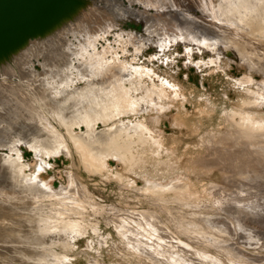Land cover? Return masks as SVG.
<instances>
[{
  "label": "bare ground",
  "instance_id": "bare-ground-1",
  "mask_svg": "<svg viewBox=\"0 0 264 264\" xmlns=\"http://www.w3.org/2000/svg\"><path fill=\"white\" fill-rule=\"evenodd\" d=\"M137 1L145 7L143 11L131 9L135 0H130V5L128 6L129 11L122 9L121 4L119 3L111 6L110 9L107 8L104 10L106 14L110 12V14H112L111 16L117 15L118 13V15H120V13H125L144 22L145 37L133 32H120L117 35L118 42L123 44V52L128 46H133L136 49V53L139 54L147 47L154 44L161 50L160 53L162 54L155 55L152 60H162L165 53L174 45L177 43H183L188 49L186 51V57L189 58V61H187L189 63L192 62L193 57L197 54V52H195V47L198 53L203 54L207 51L214 56V58H210L208 61L200 60L197 64L195 63V66L199 68V70L215 67L218 71L227 72V69L224 68L222 64L226 58L227 52L233 50L236 53L238 60L248 67L247 74L242 79L234 81L236 88L243 93V96L239 100L237 106L232 107L231 109H223L219 117L216 116L219 107L214 104L215 108L211 107V105L210 107L207 105L208 107L203 108L204 110L201 109L202 112L199 113L202 117V121H199L200 124L194 125L191 131L193 136L194 134L199 135L200 144H198L200 145V148L198 146L194 147L195 151L193 152L192 157L187 159L188 157L186 156L192 147H188L189 145L186 146V148H183L185 149L184 152L182 149L183 145L181 146L176 140H172V144L168 143L169 140L167 141L164 132L158 128L161 124L162 118L173 108H176L178 111L172 126L176 127V129L183 127L188 128L187 123L185 122L186 119H183L184 116L182 113V109H185V105L188 102V96L185 93V89L179 86L180 84L178 85V83L176 84L172 82L173 79H161L158 76L156 77V73L152 69L136 66V58L134 59L133 64H128L127 62L120 63L118 54L115 53V57H113L111 61H108L107 55L112 54L113 48L108 45V47L104 48L102 52H99L97 50V43L101 39L105 40L107 36L110 35L111 30L116 28V25L114 24L115 22L107 23L105 27L100 30H68L67 35L64 37L65 39L56 43L57 47L59 44H63L62 47L60 46L58 48L55 45L47 48L42 47L41 43L38 41V43L32 48V51L34 52L30 56L38 58L42 57L44 60L42 66L44 69L48 68L51 72L48 71L49 73L46 75L47 77H44L46 72H43L44 78L42 77L41 80L36 79L38 76H35L36 73L33 69L30 71L27 69V66H30L31 63L26 62V55L24 56L21 53L19 58V60H21L19 62H17L18 59L14 61L12 58L11 63L13 65L7 67V69L3 68L1 71L3 74L11 73L12 75L24 77L21 78L19 82H21V80L26 81L25 83L28 86L25 88V85H23L22 82L20 84H15L14 88L19 90V92H25L24 94H26L27 99L29 100V107H26V111L29 113L27 114L26 112L25 114L24 112L21 114L24 109L19 112V109L16 108V104L12 109H8L7 111L6 109L3 110V118L6 117L8 121L12 120L14 125H25L23 126L25 129L12 125L14 128L17 127L18 129L16 128V131L11 129L13 133H15V136L13 139L10 137L12 139L11 141H6L10 153L0 155V160L9 169L11 175L13 174L12 176L15 179L14 182L16 187L18 186L24 194H22L23 196L16 195V197H21L20 203L23 207H14L13 205L15 203H12L11 201L9 203L7 201V203L10 208L14 207L13 213L15 211L14 214L16 216H14V218L16 220L18 218V221H20L22 218V221H26V219L28 222L38 221L43 225L35 227V232L32 231L34 230V226H27L28 228H32L31 231L34 233H30V229L29 232L27 231L25 234L20 233L22 235V240L24 238L23 243H10V245H12L11 247H1L0 245V252L3 253L2 258L8 259L11 264H69L73 258L72 256V258H70V253L75 249L76 242L82 236L84 237V235H88L90 231L94 236L98 237L100 248L97 250V254L100 255L104 246L109 245L108 239L110 237L108 236L105 238L104 236H101V221L98 220V217H103L107 226L111 225L112 227V225H114L113 227L115 232H117L116 234L120 236L119 238L124 240H122V243L120 242L121 244H114L115 252L113 253L120 261L132 259L133 261L136 260L138 262H136V264H144L146 258L153 261L155 264L157 263L156 259L158 260L161 258L159 261L165 262L168 260L175 262V264H189L188 261H185L183 258L182 255H184V251L182 252L180 250V247H178L179 245L176 247L172 246V244L168 245V243L166 250L160 243L166 240H163L164 238L161 237L159 233V224H156V222H160L156 221V213L154 214V211L156 210L153 212L150 210V213L154 214L152 215L147 211L142 212L137 209L131 210L134 208L130 207L131 211H128L129 214H127L126 212H122L123 209L121 208L119 209L115 206L103 205L101 204V201H96L93 194L90 195L88 187H86L74 173H70L68 176L70 183L69 186L54 188L51 186L50 182L44 181L40 178L41 173L47 171L48 168L52 166L47 159H57L64 155L75 161L76 156H78L85 172L92 176L99 175L109 182L118 183V185H121V192L128 189L129 191H132V193L135 192L136 194L141 195V199L152 201L155 206L162 205L167 207V205L169 206L170 204H179V208L185 206H188L187 208H189L192 204L194 206L195 204L197 205L202 199H205L203 196L205 193H208L209 196L214 195L213 191L215 189L218 190V193L221 192V194L222 192H231L229 193L230 195L226 194L229 196L232 194L233 197V193H235L233 191L236 189V185L240 188L241 184L244 182L241 180L237 181V178L235 179L237 175L235 177L233 175L234 178H232L231 174H235L236 170H242L243 167L240 164L241 162L239 163V160H242L243 158H245L244 160H247V162L243 161L245 164L242 162L243 165H245L244 168H248L249 166V172H251L252 164L255 163L264 169V52L262 51V53H259L262 49L259 50V47L256 46L257 38H260L261 42L262 39L264 40V0H219L217 9L219 15L218 17L216 14L213 16L217 20L216 22L222 21V23L228 22L237 25V28L233 27V29L230 28L226 30L229 34L228 36H224L227 34L222 36L218 35L217 33L220 34L218 31L219 29L216 34V30L211 29L212 31L208 32L209 29L205 30L206 24L205 28H203V21L199 18L202 14L198 18L193 17L189 13V10L182 9L179 4L177 5L175 2H170L171 0ZM214 3L215 0H201V5L199 4V7L203 12V17H201L202 20L205 18V14L208 15L212 13L210 7L215 12ZM104 7H106V5ZM152 9H155L154 14H151ZM104 17H106V15ZM207 18L211 19L209 17ZM212 23L214 24V22ZM77 26L79 27V25ZM220 26L221 25L217 27ZM81 27H84V25ZM236 29L237 31L240 30V32L246 33V37L249 33V36H252L254 41L256 40L254 44L252 39L247 38V43H250V45L252 44L255 49H249L248 51L243 48L244 46L249 47L250 45L244 44L247 40L245 42L241 40L244 34L239 36L241 39L238 38L237 35L239 34L235 33ZM35 32L37 31L35 30ZM231 34L233 35V38L230 36ZM70 36L74 39L81 37L83 41H80L79 44L75 46L72 41L69 40ZM27 46L29 47V45ZM262 46H264V44ZM22 49L25 50L24 48ZM26 51H28V49ZM187 67H189V64H187ZM49 74H51V77H48ZM255 74L260 75L262 78V82L258 86L254 85ZM28 77H31V79ZM156 78H158V82H156ZM80 81L85 82L84 86H79ZM31 84L36 85L32 86ZM12 92L15 94L14 89ZM14 94L12 93L13 96ZM22 94L21 96H24ZM11 103L13 104V102ZM18 103L20 104V102ZM8 107L10 106L8 105ZM20 108L22 109V105ZM201 110L199 109L198 111ZM32 111L34 114H30ZM147 115L153 116V118L151 117V124L145 117ZM131 116H133L132 119H130ZM214 116L215 118L218 117V123L215 122V124H219L217 129L213 130L214 127L210 128L212 129L211 131L208 129L206 130L207 133L205 131L204 133L206 134L202 135L203 124L205 125L204 118H209L210 121L213 122ZM99 123L104 124V130L98 131L97 127ZM212 124H214V122ZM82 126L86 127V132L76 134V128L79 129ZM9 127L11 128V125ZM187 128L186 130H188ZM21 145H24L26 149L32 150L35 154V162L34 160L33 162L37 166V169L34 173H26L27 170L31 169V163L29 164L23 161ZM177 145L181 146V153H179L180 150H178L179 147ZM239 152L244 153L241 155ZM188 156L190 157V155ZM109 160H113L123 172H109ZM6 167H4V169H6ZM215 170H219V172L224 175L222 180L223 183H225L224 185L227 186V184L231 182L235 184V187H233L234 185L231 183V187H233V189L235 188L233 191H229L227 189L228 187L225 188L222 182L221 184L211 182L209 188L204 186V190H200L199 192V188L197 189L198 185L195 183H197L198 180L203 179V176L198 173L210 175L211 173L213 174ZM230 170L233 171V173H230ZM246 170H244V173ZM244 173L236 174H238L239 177H244L245 175L248 176ZM132 176L134 178H131ZM191 176L197 178L195 183L192 181ZM246 178L244 181H247L248 188V185H250V183L248 184L250 177ZM9 179L13 178L10 177ZM138 179L145 183V185L139 189L137 188ZM200 183H198V187L203 185ZM12 186H14V184ZM241 190L243 191V189ZM249 190H251V188ZM246 192L249 191L246 189ZM123 193L126 194V191ZM244 193L243 196L242 194L240 196L239 193V198L237 199H235L236 196L233 197L234 199H231L230 197L228 202L230 201L232 204L229 203L228 205L233 206L235 204V206L238 207L245 205L246 202L244 203L243 199H240V197L245 199V196L247 195L244 196ZM133 197L136 198L138 196ZM125 198H127V196H125ZM1 200L5 202L6 199ZM199 204L201 206V203ZM194 206L191 208L195 209ZM154 207L153 209H155ZM43 208L49 211L37 218L36 214L34 215V213H36L34 211ZM160 208L162 210L165 209L163 207ZM7 209L5 208L3 211L5 212ZM258 209L260 210V208ZM174 211H172V213H174ZM193 212L194 210L192 213ZM166 213L168 212L165 210L164 214ZM172 213L168 214L170 215ZM181 213L182 212H180V214ZM184 214H182V216ZM198 214L199 213H193L194 216L191 217H194L195 219L193 218L194 221L191 220V222H193V225L199 227L196 223L199 220L196 219L200 216V214ZM111 215L114 218H110L109 216ZM189 215L190 214L185 216L187 217ZM156 216L158 217V214ZM182 216L178 215V217L188 221L186 217ZM160 217H158V219H160ZM246 217L247 216L244 218ZM154 218L156 219L154 220ZM8 219L11 218L9 217ZM140 219L145 221V223L141 222ZM169 219H172V216ZM179 221L181 222V220ZM165 223L168 224L169 222ZM164 224L162 222V228H165L166 225ZM173 224H176V222ZM189 224L190 222L188 221V225ZM236 224L238 223L236 222ZM180 227L182 229L181 225ZM2 228L4 231L5 227ZM20 228L25 229L24 226H21ZM188 228L192 230V223ZM195 228L191 232H194L197 229V231H199L203 227H199L200 229L197 227ZM16 229H14V232ZM170 229L171 228H169V230ZM203 230H201L200 235H203ZM166 232L169 231L167 230ZM212 233H210L211 238L212 235L215 234ZM197 236L195 234V239L198 238ZM207 238H210V236H207ZM1 240H3V237ZM199 241L198 243L200 244L202 241ZM2 243L4 244V240ZM199 244L197 245L199 246ZM93 245L94 243L90 242L88 247L92 248ZM21 246L23 248H21ZM203 246L204 245H202V247ZM204 247L207 248L206 246ZM211 247L208 246V248ZM58 250L62 251L59 252ZM205 250L203 251L202 248V250H200L201 252L197 251L198 255L200 254L202 259L205 258V260H211L214 263L216 261L217 263V260L210 256ZM132 260L131 262H133ZM89 261L90 264H102L98 258H93Z\"/></svg>",
  "mask_w": 264,
  "mask_h": 264
},
{
  "label": "rangeland",
  "instance_id": "rangeland-1",
  "mask_svg": "<svg viewBox=\"0 0 264 264\" xmlns=\"http://www.w3.org/2000/svg\"><path fill=\"white\" fill-rule=\"evenodd\" d=\"M170 2H172V3L175 2V4H177V5L179 4V6H181L182 9L189 10V13L193 17L198 18L201 14L203 15V12L199 7L201 5V0H175V1L171 0ZM218 2H219V0H215V3H214L215 4V12L210 7L212 13H210L208 15L205 14L204 15L205 18L203 20L201 19V17H203L202 15L199 18L201 21H203V28H205V24H206L205 30L209 29L208 32L212 31V30H216L215 34L219 31L220 34L217 33L218 35L222 36L224 34H227L224 36H228L229 34L227 33L226 30L230 29V28L233 29V27L237 28V25H235L233 23L230 24L228 22L222 23V21L216 22L217 20L213 16H215V14H216V16L218 17V15H219V12H217L218 11L217 10L218 9ZM116 3L121 4L122 9H124L125 11H129L128 6L130 5V0H113V1L112 0H0V121L2 122V123L0 122V152H1L0 155L10 153V151L6 145L7 144L6 141L9 142L14 138L15 133H13V131H16L18 129L17 127L21 128V129L22 128L25 129V127H23L25 125H22V124H18V125L15 124L17 127L14 128L15 125H14L12 120L8 121V119L6 117L3 118V116H4L3 110L6 109V111H7L8 109H12L13 106L15 107V104H16L17 105L16 108L19 109V112H21L20 110L24 109L21 114H23L24 112H25V114H26V112H27V114L29 113L28 111H26V107H29V100L27 99L26 94H24L25 92L24 91L19 92V90L14 88L15 84H18V83L20 84L22 82H23L22 84L25 85L24 86L25 88L28 86L25 83L26 81L21 80V82H19L20 79L24 78V77L12 75L11 73L3 74L1 70L3 68L7 69V67L13 65L11 63L12 58L14 61H16L18 59L17 62H19L21 60V59L19 60L20 54L22 53V55L27 56L26 62L31 63L30 66H27L28 67L27 69L29 71L31 69L34 70V72L36 73L35 76L36 77L38 76L36 79L41 80L43 77V74L45 72H46V74L44 75V77H47L46 75L50 72L49 69L48 68L44 69V67L42 66L44 63V60L42 59V57L38 58V57H31L30 56L34 52V51H32L33 50L32 48L34 47V45H36L38 43V41L41 43L42 47L47 48V47H52V45L56 46V43H59L65 39L64 37L67 35V31L72 30V29H78V30L80 29V30H87V31L89 29L90 30H94V29L100 30L103 27H105V25L107 23L115 22L114 24L116 25V28L111 30L110 35H108L105 40L101 39L97 43V50L99 52H102L104 50V48L108 47V45H110L113 48L112 54L107 55L108 61H111L112 58L115 57V53L118 54V57H119L118 59H119L120 63L127 62L128 64H133L134 59L136 58V61H135L136 66H139V67L142 66L146 69H152L156 73V77L158 76L161 79H170V80L173 79L172 82H174L176 84L178 83V85L180 84L179 86H181L185 89V93L188 96V102L185 105V109L184 110L182 109V111H183L182 113L184 116L183 119H186L185 122L187 123V126H188V128L187 127L186 128L189 131L186 130L185 127L180 128V129L179 128L176 129V127L172 126V123L174 122V118L176 117V114L178 111L176 108H173L170 112L165 114V116L162 118L161 124L158 126V128L162 132H164V136L166 137L167 141L169 140L168 143L172 144L173 143L172 140H176L177 143L181 144V146L183 145L182 149L186 148V146H188V145H189L188 147H192V148H190L191 153L188 152V154L186 156V157H188L187 159H190L192 157L193 152L195 151L194 147L198 146L200 148V145H199L200 139L198 137L199 135L194 134V136H193L192 135L193 133L191 132L194 125L200 124L199 121H202L201 120L202 117L200 116L199 112H202V110H204L203 108H205V107H208V106L210 107V105H211V107H214V108H215V106H218L219 108L217 107L218 108L217 111H218L219 115L217 114L216 116L219 117L220 114L222 113L223 109H231L232 107H235L238 105V102L241 99V97L243 96V93L241 91H239V89L236 88V84L234 81L242 79L247 74V72H248L247 68L248 67L246 65H243L238 60L237 55L233 50H230L227 52L226 58L224 59L223 64H222L223 67L227 69V72L218 71V70H216L215 67H209V68H204V69L199 70V68H197L195 66V63L197 64L200 60L208 61L210 58H214V56H212V54L207 52V51L204 52L203 54L198 53V51L195 47V52H197V54H195V56L193 57L192 62L189 63V62H187V61H189V58L186 57V55H187L186 51L188 49H187V46L184 45L183 43H177L176 45H174L169 51H167L165 53V56L162 57V60H159V59L152 60V58L155 55L162 54V53H160L161 50L157 46H155L154 44L150 45L144 51H142V53H139V54L136 53V49L133 46H128V48L123 52V50H122L123 44H120L118 42V38H117V35L120 32L136 33L133 30H130V29H136L139 33H141V34H138V33L137 34L142 35L143 37L146 36V33H145L144 22L142 20H138L134 16H130V14L127 15L125 13L124 14L120 13V15H118L119 14L118 13L117 15L111 16L112 14H110V12L108 14H106V12H104V10H106L107 8L110 9L111 6H113ZM105 5H106V7H104ZM195 6H197V7H195ZM131 9L143 11L145 9V7L142 4H140L137 0H135V2H133V6L131 7ZM154 13H155V9H152L151 14H154ZM105 15H106V17H104ZM207 17H209L211 19H208ZM128 20H134V22L136 20L135 23L140 24V25L135 27L129 23L128 26L127 25L122 26L123 23H125V21H128ZM212 22H214V24ZM77 25H79V27ZM80 25L81 26L84 25V27H81ZM216 25L217 26L221 25L222 27L220 26L221 27L220 28V27H217ZM223 27H225V28H223ZM41 28H43V29H41ZM220 29H224V30H220ZM35 30L37 32H35ZM221 31H223V32H221ZM235 33L239 34V35H237L238 38H240L239 36H242L244 34L242 39L241 38L240 39L243 42H245L247 40L244 44L250 45V43H247L248 42L247 38L252 39V36H249L250 34L248 32H247L248 33L247 35L249 37L248 36L246 37V33L240 32V30L237 31V29H236ZM232 34L230 35L231 37L233 36ZM258 39H259V41H258ZM69 40L72 41L73 45H75V46H77L80 41H83V39L81 37H77L76 39H74L72 36L69 37ZM252 41H254V39H252ZM255 42H256V40L253 43L255 44ZM263 42H264L263 39L261 42L260 38H257L256 46L259 47V50L262 49L261 52H259V53H262V51L264 52V46H262L264 44ZM27 45H29V47ZM62 45L63 44H59L58 47H60V46L62 47ZM251 45L249 47L244 46L243 48L245 50H248V51H249V49H255V48H253L254 46L253 45L251 46ZM25 47H27V48H25ZM22 48H24L25 50H23ZM27 49H28V51H26ZM16 51H17V53H16ZM245 52H247V51H245ZM4 57L6 60L4 59ZM167 62H168V64H167ZM187 64H189V67H187ZM50 75L51 74H49L48 77H51ZM28 78L31 79V77H28ZM32 78H33V76H32ZM254 80H255V84H254L255 86L260 85L262 82L261 76L256 75V74L254 75ZM156 82H158V78H156ZM84 83L85 82L80 81L79 86L80 87L84 86ZM31 85L34 86L36 84H34V85L31 84ZM79 86H77V87H79ZM13 89L15 90V94H14V92H12ZM11 92L14 94V96L12 95ZM19 94H20V96H19ZM21 94L26 96V97L21 96ZM8 95H10L11 98ZM16 97H18V98H16ZM19 100H21V101H19ZM10 101L13 102V104ZM18 102H20V104ZM8 105L10 107H8ZM21 105H22V109L20 108ZM222 107H224V108H222ZM199 109L200 110L202 109V110L198 111ZM30 114H34V112L32 111ZM151 115L145 116L150 124L152 123L151 119L153 118L154 114H153V116H151ZM132 117L133 116H131L130 119H132ZM218 117H216V118H215V116L213 117L214 118V121H213L214 124H212L213 122H211L209 118H207V119L204 118L205 119L204 120L205 125L208 127H206L203 124L204 127H203V131L201 132L202 135H205L207 133L206 130H208V129L211 131L212 129H210V128L214 127L213 130L217 129V126L219 124H215V122L218 121L217 120ZM20 120H23V119H20ZM206 120H208L209 122ZM207 122H208V124H207ZM10 125H11V128L9 127ZM12 125H14V126H12ZM104 128H105L104 124L99 123V125L97 127L98 131L104 130ZM75 131L77 132V133L75 132L76 134H80L82 132L84 133V132H86V127L82 126L79 129L76 128ZM205 131H206V133H204ZM12 135H13V137H12ZM6 138H7V140H6ZM182 141H184V142H182ZM195 144H197V145H195ZM181 146L180 145L178 146L179 147L178 150H180L179 153H181V150H182L180 148ZM21 149L23 151V161L25 163H29V164L31 163V169L27 170L26 173L27 174L34 173V171L37 169V166L34 164V162H35L34 152L32 150L26 149V147H24V145H21ZM184 150L185 149H183V151ZM243 153L244 152H239V154H241V155H243ZM182 154H183V152H182ZM188 155H190V157ZM186 157H185V160H186ZM244 159L245 158H243L242 160H239V163L241 162L240 164L243 167L242 170L241 169L238 170L241 172H238L236 170L235 174H231L232 178H234L237 175L235 177V179L237 178L236 179L237 181L241 180L244 182L241 184L240 188L237 185L235 187V184L233 182H231L234 185L233 187L236 188V189L234 188L235 190L233 189V187H231L232 186L231 183H228L227 186L224 185L225 183H223V181H222L224 178L223 177L224 175L221 174V172H219V170H215L213 172V174L211 173L210 175L209 174L205 175L204 173H198L201 176H203V179L198 180V181H197V178H194L192 176H191L192 177L191 179L194 183L197 181V183H195V184L198 186H199L198 183H200V182L203 184L202 185L200 183L202 185V186L200 185L201 187L197 186V189L199 188V192H200V190L203 191L205 187L209 188V186H211V185H209L211 182L220 183V184L222 182L225 188L228 187L227 189L229 191L234 190L233 192H235V193H233V192L232 193L234 194L233 197L236 196L235 199L239 198L238 197L239 193H240V196H241V194L243 196V193L245 192L244 196L247 195V196H245L246 201L243 197H240V199H243L244 203L246 202L245 205L242 206L245 208L235 206V204L233 206L228 205L229 203L232 204L230 201L228 202V199H230V197H231V199L233 198L232 194H231V196H229L230 195L229 193H231V192H228V191L225 193L222 192V194H223L222 195L221 192L218 193V190H216V189H215L216 191L213 189L214 195L209 196L208 193H205L206 196H205V194L203 195L206 200L202 199L199 202V203H201V206L199 203H197V205L199 204L198 206L194 203L196 207L192 204V206H194V208L196 210L191 208L192 206L189 207L190 209L187 208L188 206H185L186 208L185 207L179 208V204H177L178 206L176 204H170L169 206L167 205V207H164L162 205L155 206V204L152 201H147V200L145 201V199H141L142 198L141 195L136 194L135 192L132 193V191H129L128 189L124 190V191H126V194L123 193L124 191L121 192V185H118V183L116 184V182H109L99 175H95V176L89 175L87 172H85L83 166L80 163V158L78 156H76L75 161H73L71 158L66 157L64 155L58 157L57 159H53V158L47 159V161L50 162V164L52 166L50 168H48L47 171L41 173L40 178L44 181L50 182L51 186H53L54 188H60L61 186H69L70 183H69L68 176L70 173H74L79 178V180L86 187H88V190H89L88 192L90 193V195L93 194V197L96 199V201H98V202L101 201L102 203L101 202L100 203L103 205L113 206V207L115 206L116 208H119V209L121 208V209H123L122 212H126L127 214H129L128 211L135 210V209H137L138 211H142V212L147 211L149 213H150V210H151V212L156 210V211H154V214L156 213L155 217L157 219L154 218V220L156 219V221H159L161 223L160 224V223L155 221L156 224H159L158 228H159V233H160L161 237L164 238L163 240H166V241H162L160 243L162 244V246L165 247L166 250L168 247L167 246L168 243H169L168 245L172 244V246H176V247L179 245L178 247H180V250L182 252L184 251L183 252L184 255H182L183 258L185 259V261H188L189 264H264V181H263L264 180V175H263L264 169L262 167H260V165L258 166V164L255 163V164H252L251 172H249L250 171L249 166H248V168L247 167L244 168L245 165H243V163L245 164V162H247V160H244ZM33 160H34V162H33ZM243 161H245V162H243ZM32 163H33V165H32ZM1 165H3V166H1ZM246 165H247V163H246ZM4 167H6V165H4V163L0 160V192H1L0 193V200L6 199L5 200L6 204L2 200L0 201V202H2V203H0V208H1L0 209V237L1 238L3 237V240H4V244H3L2 243L3 240H1V238H0V240H1L0 245H1V247H11L12 245H10V243H15V242L16 243L17 242L23 243L24 242V238L22 240V235L20 233L25 234V232L26 233H27V231L29 232V229H30V233H34L35 227H39L40 225H43V224L39 223L38 221H36V222L29 221L28 222L27 219H26V221H27V223H26L25 220H23V221L21 220L22 218L21 219L19 218L20 221H18V218H17V220L14 218V216H16V215L14 214L15 211L13 213V208L14 207L19 208L20 206H22L20 203L21 202L20 196H23L24 194L22 193L21 189L18 188V186L16 187L15 182H14L15 179L12 176L13 174L11 175L9 169L7 167H6V169H4ZM257 167H259V168H257ZM262 169H263V171H262ZM7 170H8V173H7ZM244 170H246L245 173H244ZM4 171H6V172H4ZM110 171L112 173H116L117 171L123 172V170H121V168L118 167L113 160H109V172ZM260 171H262V172H260ZM230 173H233V171H231ZM236 173H244V174H247L248 176H246V175L244 177L241 176L242 177L241 178ZM233 175H234V177H233ZM253 175H254V177H253ZM204 176H206V177H204ZM10 177L13 179H9ZM246 177H250V179L248 181V184L250 183V185H248V188H247V181L246 182L244 181ZM258 177H260V178H258ZM261 177L263 180L261 179ZM131 178H134V177L132 176ZM203 182H205V183H203ZM13 184L15 187L12 186ZM229 184H231V185L228 186ZM137 185H138L137 188L139 189L140 187L142 188L145 185V183L142 180L138 179ZM242 187H245V188H242ZM254 187H256V188H254ZM250 188H251V190H249ZM15 189L19 190V191H16ZM241 189H243L244 192ZM246 189L249 192H246ZM14 190H15V192H14ZM240 191H242L243 193ZM18 192H19V194H18ZM236 192H238V193H236ZM217 193L220 195H218ZM226 193L229 195H227ZM236 194H238V195H236ZM16 195H20V196L16 197ZM125 196H127V198H125ZM133 196H135V197L138 196V197L134 198ZM248 196H250V197H248ZM128 197L130 198V200ZM226 197H229V198H226ZM256 198L258 201L256 200ZM7 201H8V203L10 201L12 203H15L13 205L14 207L10 208ZM17 202H18V204H17ZM149 203L151 206L149 205ZM258 206H260V207H258ZM130 207H132L134 209L130 210ZM153 207L155 209H153ZM156 207H157V209L159 208L160 210L158 209V211H157ZM160 207L165 208V209H163L164 212ZM257 207L260 208V210ZM5 208L6 209L10 208V209L5 210V212L7 214L3 211ZM204 208H205V210H204ZM167 209H168V211H167ZM169 209L171 212L169 211ZM199 209H200V211H199ZM41 210H44V211H41ZM125 210H127V211H125ZM165 210L168 213H172V211L175 210L174 213H175V216H177V217H175L174 213H172V214H170L172 216V219H169V218H171V216L168 213L164 214ZM181 210H184V211H181ZM189 210H190V212H189ZM191 210L192 211L194 210V212H193L194 214L195 213L200 214V216H198V218L196 217L197 218L196 220L199 219L198 220L199 222L197 221L196 223L199 225V227H203L202 229H200L196 225H193V222H191V220L194 221V219H195L194 217H193L194 219L191 217V216H194ZM197 210H198V212H197ZM48 211L49 210H46L44 208L40 209V210L37 209L36 211H34V212H36V213H34V215L36 214V217L38 218L42 214L44 215V213H46ZM178 211H179V213H178ZM244 211L246 212V214ZM249 211H250V213H249ZM1 212H3V213H1ZM157 212H161V213H157ZM180 212H182V213L180 214ZM186 212H187V214H186ZM9 214H12L13 216L9 215ZM22 214H25V213H22ZM150 214L154 215L153 213H150ZM157 214H158V217L161 216L160 219H158V217L156 216ZM160 214H162V215H160ZM182 214H184L183 215L184 217H186L185 215L190 214L186 218L190 222V224H189L190 226L192 223V227H193L192 230L195 227L199 228L200 230L199 231H197L198 229L195 230L194 232H196V233L191 232L192 230L190 228H188V226H189L188 221L183 220L182 218L178 217V215L182 216ZM205 215H207V216H205ZM230 215H231V218H230ZM245 216H247V217L244 218ZM7 217L8 218L10 217L11 219H8ZM109 217L114 218L112 215ZM101 218H103V217H101ZM101 218L98 217V220L101 221L100 222L101 236L102 237L104 236L105 238L108 236L110 237L108 239L109 245L104 246V248L100 252L101 253L100 255L97 254V250L100 248V245L98 242L99 240H98V237L94 236V234L90 231V233L88 235H84V237L82 236L76 242L75 249L73 251H71V253H70V258H72V257L73 258L69 264H90L89 260H91L93 258H98L102 264H116V263H118V264H136V262H137L136 260L133 261L132 259H130V260L125 259V261L128 260L127 261L128 263H127L124 260H123L124 261L123 262V261H120L119 259H117L115 257V255L113 253V252H115L114 244H116V243L119 244L120 242L122 243L124 240L119 238L120 236L118 234H116L117 232H115V229L113 227L114 225H112V227H111V225L107 226L105 219L104 218L101 219ZM161 218H163V219H161ZM210 218H211V220H210ZM241 218H242V221H241ZM118 219H120V218H118ZM176 220H178V221L181 220V222L180 221L178 222ZM140 221L145 223V221H143L141 219H140ZM164 221L169 222L168 223L169 225L166 224ZM235 221L238 224H236ZM162 222H163V224L165 223L164 225H166L165 228H167V229L162 228ZM172 222L173 223L176 222V224H173ZM186 222H187V224H186ZM18 224H20V225H18ZM182 224H184V225H182ZM194 224H195V222H194ZM31 225L34 226L33 227L34 230H32V228L27 227V226L30 227ZM164 225H163V227H164ZM180 225L182 226V229H181ZM21 226L22 227L24 226L25 229L20 228ZM183 226L186 229H184ZM2 227H5L7 229L4 228V231H3ZM179 227H180V229H179ZM19 228L21 231L19 230ZM169 228H171V229L169 230ZM14 229H16L15 232H14ZM31 230L34 232H32ZM164 230H166V231L168 230L170 233L166 232ZM182 230H183V232H182ZM187 230L188 231L190 230L189 233ZM201 230H203L202 231L203 235H200ZM175 231H178V232H175ZM212 231L215 234H213ZM190 232H191V234H190ZM205 232H207V233H205ZM209 232L213 234L212 238H211V235ZM220 232H222V233H220ZM185 233L186 234L188 233L187 234L188 237ZM193 233H194V235H193ZM195 234H196V236L198 235L197 236L198 238H196V239H195ZM207 236H210V238L212 240L210 238H207ZM199 240H201L203 243ZM6 241H8V242H6ZM198 241L201 243L199 244ZM90 242L94 243L92 248L88 247ZM197 244H199V246ZM202 245L206 246L207 248H208V246L209 247L212 246V247L207 249L204 246L202 247ZM21 248H23V247L21 246ZM202 248H203V251L206 249L205 251H207L210 256H212L215 260H217V263H216V261L214 263L211 260H205V258L202 259L200 257V254L198 255V252H201L200 250H202ZM58 251L61 252L62 250L61 251L58 250ZM2 254L3 253L0 252V264H7V263L9 264L10 263L9 260L2 258ZM158 258H160V257H158ZM160 259H158V260L156 259L157 263H155V264H159V263L160 264H166V263L167 264H170V263L175 264V262L168 261V260H167L168 262L167 261H165V262L159 261ZM131 260L134 263L131 262ZM145 260L146 261L144 264H149L150 262H151L150 264H154V262L150 261L149 259L145 258Z\"/></svg>",
  "mask_w": 264,
  "mask_h": 264
},
{
  "label": "water",
  "instance_id": "water-1",
  "mask_svg": "<svg viewBox=\"0 0 264 264\" xmlns=\"http://www.w3.org/2000/svg\"><path fill=\"white\" fill-rule=\"evenodd\" d=\"M131 24L132 26H138V25H140V24H136L135 22H134V20H128V21H125V23H123V25L122 26H125V25H127L128 26V24ZM130 30H133L134 32H136V33H138V34H141V33H139L136 29H130ZM143 31V30H142Z\"/></svg>",
  "mask_w": 264,
  "mask_h": 264
}]
</instances>
